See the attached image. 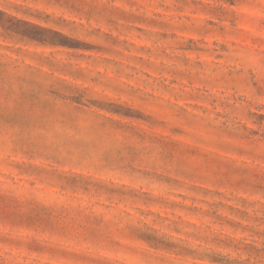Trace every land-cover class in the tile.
<instances>
[{
    "label": "rangeland",
    "instance_id": "1",
    "mask_svg": "<svg viewBox=\"0 0 264 264\" xmlns=\"http://www.w3.org/2000/svg\"><path fill=\"white\" fill-rule=\"evenodd\" d=\"M0 12V264H264V0Z\"/></svg>",
    "mask_w": 264,
    "mask_h": 264
},
{
    "label": "trees",
    "instance_id": "2",
    "mask_svg": "<svg viewBox=\"0 0 264 264\" xmlns=\"http://www.w3.org/2000/svg\"><path fill=\"white\" fill-rule=\"evenodd\" d=\"M0 15L5 16L4 13L0 12ZM24 25H26L27 27H29L31 29V31L29 33H21V37L24 39H27L30 42H36L42 45H67V44H63L62 42H59L55 39H48L46 38L43 34L46 33H52L55 36H57L60 39H67L65 36H63L62 34L58 33V32H53L51 30L42 28L40 26L37 25H33L27 22L23 23Z\"/></svg>",
    "mask_w": 264,
    "mask_h": 264
}]
</instances>
